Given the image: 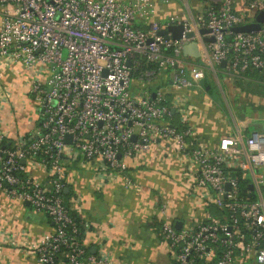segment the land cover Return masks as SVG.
<instances>
[{
	"label": "built area",
	"instance_id": "1",
	"mask_svg": "<svg viewBox=\"0 0 264 264\" xmlns=\"http://www.w3.org/2000/svg\"><path fill=\"white\" fill-rule=\"evenodd\" d=\"M234 1L210 0L202 11L159 20L152 0H0V60L41 75L28 90L37 106L35 131L9 147L0 133V194L52 222L29 246L34 264H114L106 253L89 251L86 224L80 231L70 215L65 154L121 172L129 158L165 142L189 159L190 191L204 209L191 225L161 223L174 264H234L238 254L264 264V132L223 135L207 146L189 126L171 123L172 110L179 118L189 112L183 101L151 89L164 68L173 70L174 91L193 85L183 55L192 40L213 63L225 61L230 75L264 66V24L234 33L249 22ZM247 10L264 11V0H251ZM170 25L182 26L180 38L159 34ZM209 36L213 42L204 40Z\"/></svg>",
	"mask_w": 264,
	"mask_h": 264
},
{
	"label": "crops",
	"instance_id": "2",
	"mask_svg": "<svg viewBox=\"0 0 264 264\" xmlns=\"http://www.w3.org/2000/svg\"><path fill=\"white\" fill-rule=\"evenodd\" d=\"M209 1L152 3L157 18L164 20L172 14H187V8L193 14L202 11ZM250 1L235 0L233 9L250 16ZM1 14L0 6V21ZM198 47L197 57H185L187 75L193 81L190 88L174 91L168 86L171 68L162 69L154 81L155 89H163L168 101L178 97L189 110L183 118L173 110L171 123L189 126L207 146L216 144L223 135L264 132V66L233 76L221 64L213 63L202 45ZM38 77L41 75L35 70L0 60V133L8 143L38 126L37 106L28 91ZM208 78L213 85H206ZM188 161L186 154L178 155L168 142L129 158L121 172L106 169L99 160L85 161L82 156L65 154L64 192L69 194L70 209L86 224L83 241L89 251L106 253L114 264H174L160 232L161 223H178L179 228L191 225L204 211L188 190L192 183L185 173ZM34 175L43 177L40 170ZM127 179L132 181L128 188L124 187ZM178 179L183 182L178 183ZM0 204V264H10V258L15 264H34L29 246L52 229V222L22 200L0 194ZM234 264L256 263L252 256L238 254Z\"/></svg>",
	"mask_w": 264,
	"mask_h": 264
},
{
	"label": "water",
	"instance_id": "3",
	"mask_svg": "<svg viewBox=\"0 0 264 264\" xmlns=\"http://www.w3.org/2000/svg\"><path fill=\"white\" fill-rule=\"evenodd\" d=\"M264 24V11H259L255 14L253 21L247 22L245 24L239 25V26H234L231 28V30L234 33H238V32H251V31H258L261 27V25ZM182 26L181 25H170L168 26L166 29H162L159 31V34L164 35L165 37H167V32H171V35L173 38H180L181 34H182ZM201 33H209L210 29L208 28H204L200 30ZM193 32H189L187 33V36H192ZM207 42H213L214 38L212 36L206 37L204 39ZM183 55L184 56H193V57H197L199 55V47L196 43V41L192 40L191 42L185 44L183 46ZM127 64H129V62H127ZM225 61L221 62V66H224ZM154 96V94H153ZM173 112V110L171 111ZM132 140H135V136L133 135L131 137ZM65 141L67 143H70L71 141V135L68 134L66 135ZM22 163L24 162V160L21 161ZM228 187V186H227ZM251 188V186H250ZM64 191H67V188H65ZM175 227L179 228V224L175 223Z\"/></svg>",
	"mask_w": 264,
	"mask_h": 264
},
{
	"label": "trees",
	"instance_id": "4",
	"mask_svg": "<svg viewBox=\"0 0 264 264\" xmlns=\"http://www.w3.org/2000/svg\"><path fill=\"white\" fill-rule=\"evenodd\" d=\"M256 70V69H255ZM248 71H250V70H247V71H245V72H248ZM153 85H154V83H153ZM153 85H152V87H153ZM151 89H154V88H151ZM173 125H175L176 127H178V128H184L185 127V125L184 124H175V123H173ZM3 144L5 145V146H7V147H9L12 143H8L7 142V139H5L4 141H3ZM243 191L246 189V187L242 184V186L240 187ZM68 197H69V194L67 193V194H64V199H65V202H67L68 200ZM70 215H71V217L73 218V220H74V222H75V224L78 226V228L80 229V231L82 230V225H81V221L78 219V217H77V215L74 213V211H72V210H70ZM83 237V236H82Z\"/></svg>",
	"mask_w": 264,
	"mask_h": 264
},
{
	"label": "rangeland",
	"instance_id": "5",
	"mask_svg": "<svg viewBox=\"0 0 264 264\" xmlns=\"http://www.w3.org/2000/svg\"><path fill=\"white\" fill-rule=\"evenodd\" d=\"M254 16H255V12L253 11V12L251 13V15L247 17V21H253ZM65 53H66V51L64 50V51H63V54L65 55ZM206 85H213V80H212L211 78H210V79L208 78V79H207V82H206ZM13 87H14V86H13ZM153 88L155 89V83H154V85H153ZM10 89H12V88H10ZM13 91H15V87H14ZM13 93H14V92H13ZM14 100H16V98H13L12 101H14ZM177 118H178V117H177ZM180 174H181V172H180ZM182 175H185V174H182ZM181 177H182V176H181ZM177 182H178V183L183 182V179H178ZM188 190H191V188H190L189 186H188ZM190 192H191V191H190ZM199 208L202 210V208H203V204H202V203H199ZM10 264H15V263H14V259L10 258Z\"/></svg>",
	"mask_w": 264,
	"mask_h": 264
}]
</instances>
